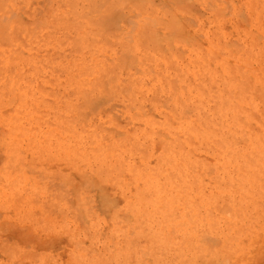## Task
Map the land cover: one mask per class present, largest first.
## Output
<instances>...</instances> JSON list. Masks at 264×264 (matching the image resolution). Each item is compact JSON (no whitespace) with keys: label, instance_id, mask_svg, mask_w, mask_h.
<instances>
[{"label":"rangeland","instance_id":"1","mask_svg":"<svg viewBox=\"0 0 264 264\" xmlns=\"http://www.w3.org/2000/svg\"><path fill=\"white\" fill-rule=\"evenodd\" d=\"M0 264H264V0H0Z\"/></svg>","mask_w":264,"mask_h":264}]
</instances>
